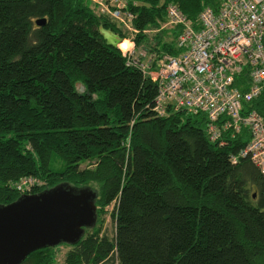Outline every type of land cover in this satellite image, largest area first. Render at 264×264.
Masks as SVG:
<instances>
[{
    "label": "trees",
    "instance_id": "1",
    "mask_svg": "<svg viewBox=\"0 0 264 264\" xmlns=\"http://www.w3.org/2000/svg\"><path fill=\"white\" fill-rule=\"evenodd\" d=\"M126 2L133 35L91 0H0V205L57 186L96 193L97 225L65 244V264H264V176L232 162L247 130L221 146L203 113L159 116L157 84L134 64L181 53L169 5L196 25L220 0ZM126 40L145 54L125 55ZM246 108L264 116V94ZM57 251L22 264H56Z\"/></svg>",
    "mask_w": 264,
    "mask_h": 264
},
{
    "label": "built area",
    "instance_id": "2",
    "mask_svg": "<svg viewBox=\"0 0 264 264\" xmlns=\"http://www.w3.org/2000/svg\"><path fill=\"white\" fill-rule=\"evenodd\" d=\"M91 1L137 33L126 0ZM167 18L181 29V53L163 56L155 70L134 61L157 84L155 111L162 117L169 110L205 114L208 138L221 146L247 130L250 141L232 162L249 159L264 176V116L246 108L264 94V0H220L219 9H204L196 25L172 4ZM30 182L23 180L19 190Z\"/></svg>",
    "mask_w": 264,
    "mask_h": 264
},
{
    "label": "water",
    "instance_id": "3",
    "mask_svg": "<svg viewBox=\"0 0 264 264\" xmlns=\"http://www.w3.org/2000/svg\"><path fill=\"white\" fill-rule=\"evenodd\" d=\"M46 20L36 21L39 27ZM256 197V195H254ZM96 193L57 186L0 205V264H22L41 249L76 245L98 220Z\"/></svg>",
    "mask_w": 264,
    "mask_h": 264
},
{
    "label": "rangeland",
    "instance_id": "4",
    "mask_svg": "<svg viewBox=\"0 0 264 264\" xmlns=\"http://www.w3.org/2000/svg\"><path fill=\"white\" fill-rule=\"evenodd\" d=\"M167 27H169L168 24H167ZM154 32H156V31H154ZM101 33L106 38L108 43H114L115 44L117 42V37L114 36L110 31L106 30L105 28H101ZM132 35H133V33H132ZM166 40H168V41L170 40L169 36L166 37ZM123 52L124 53L134 52L135 56L145 54L144 51H139V50L137 52H135V50H123ZM82 167L84 168V167H86V165H83ZM108 210H109V212H111L113 210V207H110ZM103 229H104L103 230L104 233L108 234L109 236L112 237L114 235V223H113V220L111 218L110 213H108L105 216V222L103 225ZM57 249H58V251H57L56 264H65L66 254L70 250V248L67 247L65 244L64 245L62 244V245L58 246Z\"/></svg>",
    "mask_w": 264,
    "mask_h": 264
},
{
    "label": "crops",
    "instance_id": "5",
    "mask_svg": "<svg viewBox=\"0 0 264 264\" xmlns=\"http://www.w3.org/2000/svg\"><path fill=\"white\" fill-rule=\"evenodd\" d=\"M125 43H127V46L125 47ZM121 45V44H120ZM119 45V47L122 49V50H135V45H134V43L132 42V41H130V40H126V41H124L123 43H122V45L120 46ZM125 47V48H124Z\"/></svg>",
    "mask_w": 264,
    "mask_h": 264
},
{
    "label": "bare ground",
    "instance_id": "6",
    "mask_svg": "<svg viewBox=\"0 0 264 264\" xmlns=\"http://www.w3.org/2000/svg\"><path fill=\"white\" fill-rule=\"evenodd\" d=\"M125 44H126V45H125V47H126V46H127V43H125ZM125 47H124V48H125Z\"/></svg>",
    "mask_w": 264,
    "mask_h": 264
}]
</instances>
